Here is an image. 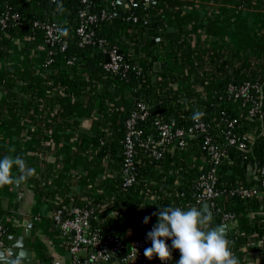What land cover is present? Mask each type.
Instances as JSON below:
<instances>
[{
    "label": "trees",
    "instance_id": "obj_1",
    "mask_svg": "<svg viewBox=\"0 0 264 264\" xmlns=\"http://www.w3.org/2000/svg\"><path fill=\"white\" fill-rule=\"evenodd\" d=\"M81 1L60 0L48 7L45 0H0V12L9 6L22 19L20 24L10 23L6 31L0 33V61L9 62V50L16 40L23 43L20 48L22 52L29 53L38 47L50 52L40 63L45 74L44 83L33 85L26 75L6 71L0 81V92L18 90L14 98L22 99L24 94L27 104L31 106L38 100L52 104L61 94L77 101H86L87 110L95 111L97 115L91 121L90 128L80 133L79 145L83 150L95 151L92 157L95 164L103 165L108 173L95 181L92 188L78 194L59 190L53 179L56 173L49 167L42 168L36 175L23 181L33 185V192L39 199L51 202L53 211L60 207H82L92 211L88 225L90 233H97L101 238L108 235L117 237L124 246L133 239H144L146 248L150 247L151 241L146 234L152 227L149 222H143L144 217L153 216L159 208L167 206L202 208V205L195 204L194 189L196 180L208 168V163L203 150L204 135L187 138L184 148L169 145L162 159L151 157L141 144L148 136L158 138L156 122L167 124L172 130L185 129L195 121L192 117L199 111L204 114L199 121L207 126V135L213 144L224 151L217 183L224 196L219 206L210 209L214 215L212 226L223 224V214L234 215L233 222H237L246 214L256 211L264 202V192L257 190L249 197H241L233 192L238 188L258 187L259 180L247 178L248 166L255 177L258 170L264 167V58H201L196 63L191 87L178 92L172 86L185 77L188 61L181 56L175 42H159L150 49L144 45L146 38H157L161 34L160 20L152 14L154 3L144 7L142 0H136L137 7L129 9L126 3L119 5L117 0H86V4ZM112 1L114 6H111ZM59 5L63 6V11ZM83 10L87 16L95 15L96 20L88 27L93 33L91 42L80 45L77 28L81 23L79 13ZM118 11H121L120 16H116ZM102 12L111 18H102ZM131 16L137 18L136 22ZM35 22L53 23L66 28L68 35L59 36L58 42L48 45L44 31L33 26ZM117 28L127 34H117ZM123 35L126 37L123 38ZM63 43L66 44L64 50L61 49ZM112 48H116L123 62L129 66L125 73L115 74L104 69L107 51ZM142 49L145 50V60L142 70L138 71L135 55L136 51ZM45 59L49 61L43 67L41 65ZM158 62H164L166 67L156 73L154 64ZM156 76H159V80H156ZM164 82L171 86L164 85ZM245 82L259 88L258 93L250 92L259 108L254 116L249 113V102L236 99L228 92L229 85L240 86ZM48 93L50 97H47ZM138 103L145 104L148 109L144 120H138L135 125L142 135L132 139L138 169L137 181L133 187L124 189L121 186L120 167L127 131L125 124L131 113L137 110ZM11 104L15 105L17 101H11ZM108 109H112L111 116L106 113ZM110 122L116 123L113 129L108 127ZM229 123L232 127H228ZM227 133L229 135L225 136ZM246 134L253 139L246 142L244 149L228 145L227 137L242 139ZM92 163L91 160L87 161L84 168L88 170ZM117 208L119 211L111 215ZM218 208L222 211H217ZM13 233L9 231L4 236L5 243ZM226 236L232 242L233 252L245 249L246 256L243 258L264 259V218L237 224ZM167 243L170 245L171 241ZM123 255L124 252L119 253L102 264H122ZM178 260L179 252L173 250V258L168 264H176Z\"/></svg>",
    "mask_w": 264,
    "mask_h": 264
},
{
    "label": "crops",
    "instance_id": "obj_2",
    "mask_svg": "<svg viewBox=\"0 0 264 264\" xmlns=\"http://www.w3.org/2000/svg\"><path fill=\"white\" fill-rule=\"evenodd\" d=\"M154 6L152 14L160 20L161 34L157 38H146L144 45L150 49L159 42H175L181 56L188 61L185 77L179 84L172 86L178 92L191 87L196 63L201 58H264L262 0H158ZM121 32L123 31L117 28V34ZM123 33L127 34L126 31ZM152 40L155 42L149 47ZM22 44L20 40H16L9 50V62L0 61V81L6 71H16L20 76L29 77L33 85L44 83L45 74L40 63L46 56L45 49L38 47L29 53L22 52ZM141 52L145 56V50L142 49ZM155 78L159 80V76ZM163 84L169 85L168 82ZM16 91L18 90L0 92V110H3L0 120V158L5 155L21 156L35 169V175L42 168H51L56 173L54 183L63 193L78 194L84 189H90L95 181L108 173L103 165L95 164V151L83 150L79 145L80 133L90 128L91 121L97 115L95 111L87 110L86 101H77L61 94L52 104L38 100L31 106L27 104V96L24 94L22 99H15ZM50 96L48 93L47 97ZM9 99L13 103L17 101V104L12 105ZM106 113L111 116L112 109H108ZM115 126L114 122L108 125L111 129ZM13 148L14 152L11 151ZM90 160L93 166L87 170L84 165ZM14 174H17L15 170ZM250 177L255 178L254 171L247 176ZM206 209L209 210V207ZM8 213H14L20 223L19 230L13 233L15 236H23L28 225H35L30 231L27 246L34 264H70L69 243L61 237L52 219L51 202L39 199L33 192L32 184L20 181L13 186L0 188V220L4 223H7L4 217ZM149 217V223L153 227L158 218L155 215ZM263 218L264 202L256 211L246 214L237 222L233 220L222 225L226 226L227 234L237 224ZM234 254L240 259V264H264V259L243 258L246 256L245 249ZM86 255L83 253L82 256Z\"/></svg>",
    "mask_w": 264,
    "mask_h": 264
},
{
    "label": "built area",
    "instance_id": "obj_3",
    "mask_svg": "<svg viewBox=\"0 0 264 264\" xmlns=\"http://www.w3.org/2000/svg\"><path fill=\"white\" fill-rule=\"evenodd\" d=\"M55 4L60 0H45ZM158 0H142V5L148 7L150 3H155ZM86 4V0L81 1ZM127 7L129 9L137 7L138 3L136 0H126ZM111 6H114V1L111 2ZM102 18H106V13H101ZM79 18L81 23L77 28V34L80 37V45L89 44L93 33L89 30V24L95 22L96 16H87L85 11L79 13ZM108 16L107 19H110ZM133 22H136L137 18L130 17ZM129 18V19H130ZM22 19L19 14L12 11V8L5 6V8L0 12V33L6 31V28L10 23L20 24ZM34 27H39L44 31L46 44L52 45L59 41V34L57 32V26L53 23H38L33 24ZM103 44V42H101ZM66 44L63 43L61 49L64 50ZM46 55H50L48 50ZM48 51V52H47ZM108 63L104 64V69L106 71L119 74L128 71L129 66L123 62V58L120 56L116 48H112L107 51ZM138 60L136 69L138 71L142 70L143 61L145 56L143 52H137L135 55ZM47 59L43 61L41 66L46 67L48 64ZM258 93L259 88L256 85L250 83H243L240 86L229 85L228 92L233 95L236 99H242L244 102H249L251 104L250 115L254 116L259 108L250 92ZM147 106L143 103L137 104V110L131 113L126 121V136L124 140V150L122 164L120 167V176L122 181V188L127 189L133 187L137 181V164L135 161V149L133 144V138L142 135V131L135 129L136 122L138 120H144L147 116ZM159 136L157 139L148 136L146 140L141 144L146 150L149 151L150 156L155 159H162L166 153L167 147L169 145H176L179 148L185 147V140L193 135H204L203 150L206 154V161L208 163V168L200 174L196 180L195 185V204L202 205L208 204L209 210L216 208L220 200L223 198L224 194L217 188L218 183V171L220 163L224 158V151L218 145L212 143L211 138L207 135V126L199 121L195 120L189 127L185 129H175L167 124H162L159 122L155 123ZM228 127H232L229 123ZM227 133L225 136H228ZM253 137L246 134L242 139L235 137H227V143L230 146H237L240 149L246 147V142L251 141ZM259 180V185L255 189H236L233 193H237L241 197H249L257 193V190L264 192V167L258 170V175L255 177ZM232 193V194H233ZM61 201H59L60 203ZM119 211H113L111 215H115ZM217 211H222L221 208ZM92 211L82 208V207H60L53 211L52 219L56 224L58 231L62 238L68 241V254L70 257V264H102L106 263L109 259H113L119 253L124 252L121 258L122 264H162L159 258L156 260L154 257L149 260L144 256V249L147 244L144 239H133L127 246H124L119 238L108 235L101 238L97 233H90L88 231V225L90 221V216ZM4 217L7 223L0 220V248L5 247V242L3 240L4 236L7 235L9 231H18L20 228V223L16 219V215H6ZM235 218L232 214H223L222 223L226 224L233 221ZM37 220V218H34ZM13 235V234H11ZM10 235V236H11ZM133 247L137 249V252L133 250ZM90 251V253H88ZM83 253H86V257H83ZM54 264H58L57 262ZM168 264V262H167Z\"/></svg>",
    "mask_w": 264,
    "mask_h": 264
},
{
    "label": "clouds",
    "instance_id": "obj_4",
    "mask_svg": "<svg viewBox=\"0 0 264 264\" xmlns=\"http://www.w3.org/2000/svg\"><path fill=\"white\" fill-rule=\"evenodd\" d=\"M59 8L63 11L62 5ZM57 32L59 36L68 35L66 28L58 27ZM203 115L197 111L192 118L199 120ZM34 175L35 169L21 156L0 158V188L13 186ZM154 215L158 221L146 234L151 241V246L143 253L147 259L157 257L162 264H167L173 258V250H176L179 252L176 264H240L231 250L232 242L226 236L225 227L222 224L212 226L214 215L211 210L195 206L187 209L167 206L159 208ZM149 219L146 216L143 222L147 224ZM133 250L137 252L135 247Z\"/></svg>",
    "mask_w": 264,
    "mask_h": 264
},
{
    "label": "water",
    "instance_id": "obj_5",
    "mask_svg": "<svg viewBox=\"0 0 264 264\" xmlns=\"http://www.w3.org/2000/svg\"><path fill=\"white\" fill-rule=\"evenodd\" d=\"M119 5H124L126 0H117ZM48 7H52L53 4L47 2ZM121 11L116 13V16H120ZM154 40H152L149 44L151 47L154 44ZM108 56L105 57V63H108ZM166 64L164 62L155 63L154 64V71L158 72L164 70ZM145 103L147 100L145 99ZM251 167L248 166L247 176L251 175ZM257 188V186H256ZM204 208H208V204H204ZM22 218V217H20ZM35 225L30 224L25 229V233L23 236H15L11 235L7 239V243L4 248H0V264H34L35 261L31 259V252L28 250V239L30 237V231L33 229ZM226 229V226H224Z\"/></svg>",
    "mask_w": 264,
    "mask_h": 264
},
{
    "label": "rangeland",
    "instance_id": "obj_6",
    "mask_svg": "<svg viewBox=\"0 0 264 264\" xmlns=\"http://www.w3.org/2000/svg\"><path fill=\"white\" fill-rule=\"evenodd\" d=\"M46 50V48H44ZM136 52H140V51H136Z\"/></svg>",
    "mask_w": 264,
    "mask_h": 264
}]
</instances>
